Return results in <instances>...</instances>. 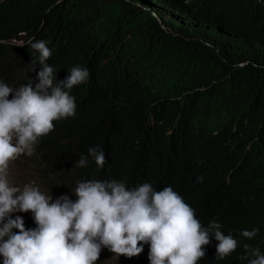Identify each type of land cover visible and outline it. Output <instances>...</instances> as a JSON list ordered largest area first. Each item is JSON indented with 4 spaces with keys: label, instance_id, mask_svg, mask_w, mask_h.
<instances>
[{
    "label": "trees",
    "instance_id": "16d2710c",
    "mask_svg": "<svg viewBox=\"0 0 264 264\" xmlns=\"http://www.w3.org/2000/svg\"><path fill=\"white\" fill-rule=\"evenodd\" d=\"M37 40L58 81L90 72L75 116L36 145L44 170L66 183L155 172L237 239L218 264H248L245 244L264 252V0H0V79L38 82ZM92 146L103 168L76 167Z\"/></svg>",
    "mask_w": 264,
    "mask_h": 264
},
{
    "label": "clouds",
    "instance_id": "9594fccd",
    "mask_svg": "<svg viewBox=\"0 0 264 264\" xmlns=\"http://www.w3.org/2000/svg\"><path fill=\"white\" fill-rule=\"evenodd\" d=\"M29 44L38 54L30 65L31 71L40 66L38 82L14 85L0 79V264H95L104 256L115 264H218L230 259L237 239L225 235L215 220L202 226L194 209L155 172L144 174V180L99 177L66 183L44 170L36 145L54 130V121L75 116L71 91L86 83L90 72L75 65L58 81L57 69L47 64L52 54L47 41ZM22 155L28 170L18 177L9 166ZM92 161L103 168L100 146L89 147L76 167ZM196 182L202 183L203 176ZM258 231L240 235L251 240ZM148 250L147 259L143 252ZM244 250L240 258L248 264H264L260 248L245 244Z\"/></svg>",
    "mask_w": 264,
    "mask_h": 264
},
{
    "label": "rangeland",
    "instance_id": "374dc122",
    "mask_svg": "<svg viewBox=\"0 0 264 264\" xmlns=\"http://www.w3.org/2000/svg\"><path fill=\"white\" fill-rule=\"evenodd\" d=\"M26 159H27V156L22 155L19 158H17L15 161L10 162L9 173L12 171L15 174V176H18V177L21 176L23 173H25L28 170ZM13 185L16 186L15 184ZM95 264H115V262L112 261L110 257L104 256L101 260H97Z\"/></svg>",
    "mask_w": 264,
    "mask_h": 264
},
{
    "label": "bare ground",
    "instance_id": "6f19581e",
    "mask_svg": "<svg viewBox=\"0 0 264 264\" xmlns=\"http://www.w3.org/2000/svg\"><path fill=\"white\" fill-rule=\"evenodd\" d=\"M241 195V194H240ZM106 261V260H105Z\"/></svg>",
    "mask_w": 264,
    "mask_h": 264
}]
</instances>
